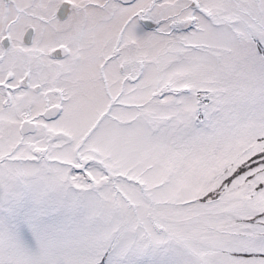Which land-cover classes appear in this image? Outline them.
<instances>
[{"label":"snow or ice","instance_id":"6c2138e0","mask_svg":"<svg viewBox=\"0 0 264 264\" xmlns=\"http://www.w3.org/2000/svg\"><path fill=\"white\" fill-rule=\"evenodd\" d=\"M0 264H264V0H0Z\"/></svg>","mask_w":264,"mask_h":264}]
</instances>
